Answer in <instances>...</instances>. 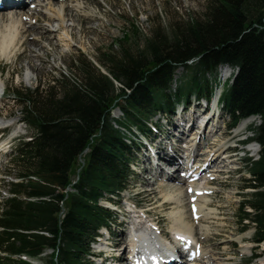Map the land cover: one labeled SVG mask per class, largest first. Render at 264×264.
I'll return each mask as SVG.
<instances>
[{"label":"trees","instance_id":"obj_1","mask_svg":"<svg viewBox=\"0 0 264 264\" xmlns=\"http://www.w3.org/2000/svg\"><path fill=\"white\" fill-rule=\"evenodd\" d=\"M97 62L106 73L77 56L69 63L75 79L60 74L32 90H13L31 137L13 152L20 181L10 184L11 198L0 209V264H31L13 256L38 259L47 250V264H94L91 246L112 221L100 203L126 192L135 141L151 137L157 114L185 108L191 98L208 102L225 66L233 73L219 106L231 128L251 117L260 121L249 128L259 157L245 158L247 186L256 191L238 217L242 229L245 220L253 226V242L264 243V0H207L201 16L166 31L155 26L142 47L123 45ZM179 69L185 76L176 84Z\"/></svg>","mask_w":264,"mask_h":264},{"label":"rangeland","instance_id":"obj_2","mask_svg":"<svg viewBox=\"0 0 264 264\" xmlns=\"http://www.w3.org/2000/svg\"><path fill=\"white\" fill-rule=\"evenodd\" d=\"M55 1H65L64 4L68 7L76 0ZM206 1L207 0H83V12L89 15V20L80 16L76 17L79 24L75 22L77 29L71 32L73 39L68 41L67 44L69 47L64 48L63 43H59L55 40L54 36L56 35H50L42 40V50L40 52H38V49L35 47H19L8 62L0 60V80L5 84V87L3 85L4 91L3 89L0 91V121L12 123V127L4 131L5 140L9 142L0 144V209L5 200L11 198V194L8 191L10 184L20 181L17 176L18 165L14 162L13 152L20 142L29 141L31 137L30 129L21 120L20 107L15 100H13V90H32L40 83H48L52 78L59 79L60 74L65 75L69 79H75L69 69V63L72 58L77 56L85 57L87 60L93 62L101 72L106 73L104 68L97 62V58L101 56V54L111 50L118 55L120 53V47L123 45L126 47L129 46L132 49L136 45L142 47L145 40L150 37L155 26L166 31L170 24H185L186 21H190V18H196L203 14ZM59 4L57 3L56 5ZM28 9L31 8L28 7L22 11L28 12L30 11ZM4 13L0 14L2 15ZM42 26H47L44 21L42 22ZM79 29H81L82 33L78 34L77 32H79ZM120 41L121 45L119 44ZM29 49L30 52L26 51ZM31 52L34 53L31 54ZM29 64L35 66L36 70H31ZM219 71L220 70H218L217 76L213 79L215 88L214 94H216L215 97L223 92L227 82L232 77V75L230 76V72L224 76L222 73L220 74ZM183 76H185L184 70H177L175 75V79L177 80L176 84H179L178 82ZM27 77L29 80L26 79ZM204 104V101L198 102L196 99L191 98L188 106H185V108L183 107L185 111L181 110V107H178L171 113L157 114L151 121L155 127L151 138L158 136V134H165L164 138H166L168 133L167 129L172 128L170 121L175 122V117L181 113L189 114L193 111H198L199 117L204 115L214 117L220 116L221 119L218 118V124L220 121L224 122L223 127L225 130L223 133L224 137H226L225 142H227L225 152L222 153L223 155L227 154V156L230 157L229 161L232 163L228 166V169H222L225 172L221 173V175L214 181H211L208 186L209 191L211 187V190H214L210 191L208 205L215 214V218L209 220L207 223H203L209 233V235H207L208 239L204 240L200 238L202 233L199 230V227L195 228L194 235L202 247L207 250V260L209 258H215L217 259L218 264H264V255H262L264 252V243L259 246L255 245L252 240L254 234L253 226L248 220H245L243 223L247 228L242 229L239 225L240 218L238 217V208L241 203L250 199L252 194L256 191L247 186L248 179L251 177L247 169L245 158L250 157L253 160H257L259 146L257 144L253 145L257 148V153L243 155L242 151H240L241 149H245L243 146L239 145V150L234 148L235 145L232 137H234L235 133L234 128H231L232 118L225 113L220 106L213 108L212 103V105L206 109ZM112 117L115 120L120 121V111L115 109L112 113ZM182 121L181 124H183ZM259 124L260 121L254 118L253 123L249 126H258ZM171 131H173V128ZM134 132L136 131L134 130ZM170 133L171 135H169ZM170 133L168 134L169 138H167L169 141L173 140L171 142L172 146H170L173 149L174 140L177 142L176 139L179 138V136L175 131ZM173 133L177 135H174ZM125 134L129 137L127 132H125ZM248 135L251 136V133ZM12 136L13 139L9 140ZM143 142V139L135 141V146L137 145V147L132 158L133 166L130 169L132 170V174L129 178V186L126 192L122 194V196L114 198V202H112L118 204L119 207L118 211L112 210L110 231L119 232V235L122 233L125 234V238L121 242L122 244L127 242L131 227L135 223V219L132 218L133 215L131 216L126 212V210L130 209L132 206H136L137 211L140 209L143 211H149L150 216L142 210L140 213L142 212L143 215H141L145 217L146 221H152L155 224H158L159 230L161 224V228L164 230H162L164 236H166V232L168 235L166 237L170 239L172 236L170 230L172 221L170 220L169 215L174 210V207L170 204H164L162 200V195L170 189L160 186L162 180L155 182L156 177L154 174L146 170L148 159L146 160L147 162L143 161L145 155L150 153L148 145L151 146V149L154 151L156 147L162 151L164 149L166 152L169 151L161 142H158L157 144L156 142H152V144H149L148 141H145V143ZM185 142L188 144L189 139L182 140L179 145L185 147L187 146ZM180 148H182V151H186V148ZM206 148L207 146H204L203 144L200 148L201 150L196 153L197 158L190 160L188 166L192 165L193 167L196 162H199V160H201L199 158H201V155ZM85 151L86 152H83L81 156L78 157L75 167L72 170L73 181L76 179L77 174L85 164V155L88 150L86 149ZM179 156H181V154ZM182 156L185 162H187L185 159V152ZM158 162L161 163L160 165L164 168L163 170L165 173L167 171V173L175 175L174 171H169V167L171 168L172 164L167 166L161 160H157V163ZM217 165H219L218 168H220V170L224 166L223 162L222 164L219 163ZM214 170L216 169L214 168ZM211 171L212 170L202 173V176L206 178L211 174ZM179 176L181 177V175L176 173V178L173 177V179H177ZM173 182L175 181L173 180L169 182V184H172ZM150 184H152V186H150ZM149 190H152L153 194L148 195L147 193H144ZM193 201V199L188 201V199L185 198L182 209L187 213L191 210L193 213L194 208H188L189 203L191 204ZM100 204L103 207H108L107 201H101ZM245 208L246 212L253 215V211L250 207ZM153 219L155 221H153ZM123 220L126 222H122ZM122 223L127 226L124 227ZM129 223L132 224V226L129 225ZM140 223H142V221ZM119 224H122L123 226ZM119 235H114L116 238H112L108 241L111 245L106 243L108 245L106 248L107 250L99 249L101 242L91 246V252L94 255L92 257L94 264L121 263L117 261L116 257L119 252L115 253L112 249L110 250V248L120 240ZM105 238H107V235L106 232L103 231L101 241L103 242ZM121 243L118 244L120 245ZM119 248H121V246ZM119 248L115 247L116 251ZM99 251H104V254ZM128 252H130V250L126 251L124 254L126 258L122 256V262H126V260L129 259ZM48 254L49 252H46L38 259H23L31 264H47L46 260L49 256ZM15 257H13V260H19ZM254 257L255 259H252ZM210 264H213V262Z\"/></svg>","mask_w":264,"mask_h":264},{"label":"bare ground","instance_id":"obj_3","mask_svg":"<svg viewBox=\"0 0 264 264\" xmlns=\"http://www.w3.org/2000/svg\"><path fill=\"white\" fill-rule=\"evenodd\" d=\"M82 1L83 0H76L72 5L66 7L64 4L65 1L0 0V13L5 12L2 15L0 14V60L8 62L19 47H35L38 49V52H40L42 50V40L50 35H56L54 36L55 40L59 43H63L64 48L69 47L67 43L69 40L73 39L71 32L77 29L75 22L79 24L76 17L89 18V15L83 12ZM57 3L60 4L56 5ZM28 7L31 8L28 9L30 11H24L26 12L24 13L22 10ZM43 21L47 25V28L42 26ZM77 33H82L81 29H79ZM26 51L30 52V49ZM32 53L34 52H31V54ZM29 67L31 70H36L35 66L31 64H29ZM219 72L225 76L228 73V69L222 68ZM26 79L29 80L28 77ZM3 85L5 87V84L0 80V91H2V89L4 91ZM198 113V111H193L189 114L181 113L175 117V122L170 121L173 131L178 133L179 136V138L176 139L177 142L174 140V148L172 149L170 147L172 146L171 142L173 140L169 141L168 139V134L173 131H171L172 128H168L166 138H164L165 134H158L153 142H156V144L161 142L163 146L167 147L169 152H166L165 149L162 151L156 146L154 151L151 149L152 147L148 145L150 153L146 154L143 160L146 161L148 159L146 170L154 174L156 177L155 182L162 180L160 186L170 189L162 195V200L164 204L172 205L175 210L169 215L172 221L170 227L172 236L170 239L166 237L168 236L167 232L166 236H164V230L161 228V224L159 230L158 224L152 221H146L145 217L142 216V212L140 213L142 209L134 212L129 211L128 214L131 216L133 215L132 218L135 219L133 229L136 230L134 233L130 230L127 242L121 243L125 238V234L122 233L119 235V232H109L111 239L116 238L114 235H119L120 240L117 241L110 250L112 249L115 253L119 252L116 257L117 261L121 262L120 264H210L211 262H213V264H218L215 258H209L207 260L206 256L208 252L196 239L194 231L196 227H199L202 233L200 238L204 240L208 239L207 235H209V233L203 223H207L209 220L215 218L214 212L208 205L210 191L214 190H211V187L209 191L208 186L211 181H214L221 173H224L225 171L222 169H228V166L232 162L229 161L230 157L227 156V154L223 155L225 152L223 150H225L227 142H225L226 137H224L223 133L225 130L223 127L224 122L220 121L218 124V118H220V116L214 117L204 115L199 117ZM181 121L183 124H181ZM253 121L254 118L243 121L234 129V133L236 134L242 127L252 124ZM9 124L11 125L12 123L0 121V127L10 126ZM169 135H171V133ZM187 136L190 137L188 138ZM185 139H189L188 144L185 142L187 146L184 147L179 145V143ZM149 144L152 143L149 142ZM203 144L207 146V148L201 155V158H199L201 160L196 162L193 167L192 165L188 166L190 160L197 158L196 153L201 150L200 148ZM178 146L184 149L186 148V151H182V148ZM254 151L256 150L254 149ZM184 152L186 156L185 159L187 160L185 163L182 156ZM180 154L181 156H179ZM157 160H161L167 166L169 164L175 165V168L169 167V171H174L175 175L178 173L181 177L179 176L177 179H173L175 175L169 174L167 171L165 173L163 170L164 168L160 165L161 163H157ZM222 162L224 166L220 170L217 164H222ZM214 168L216 170H214ZM209 170H212L210 172L211 174L206 178L203 177L202 173ZM173 180L175 182L169 184V182ZM150 186H152V184H150ZM144 193L151 195L153 191L149 190ZM185 198L188 199V201H190V199L194 200L193 203H189L188 205L189 209L194 208L193 213L191 210L187 213L182 209ZM143 212L148 213V216H150L149 211ZM141 221L142 223H140ZM153 221L155 220L153 219ZM122 222L125 223L126 221L123 220ZM124 223H122L124 227L127 226ZM129 225L132 226L130 223ZM181 237H183V240L180 239ZM106 243L111 245L105 238L99 246V249L107 250L106 248L108 245ZM118 243L121 244L119 245ZM120 246L121 248H119ZM115 247L119 249L116 251ZM128 250H130V252H128L129 259H127L126 262H122L121 258L122 256L126 258L124 254Z\"/></svg>","mask_w":264,"mask_h":264},{"label":"snow or ice","instance_id":"obj_4","mask_svg":"<svg viewBox=\"0 0 264 264\" xmlns=\"http://www.w3.org/2000/svg\"><path fill=\"white\" fill-rule=\"evenodd\" d=\"M180 239L183 240V237H181Z\"/></svg>","mask_w":264,"mask_h":264},{"label":"water","instance_id":"obj_5","mask_svg":"<svg viewBox=\"0 0 264 264\" xmlns=\"http://www.w3.org/2000/svg\"><path fill=\"white\" fill-rule=\"evenodd\" d=\"M84 152H86V151H84ZM80 157V156H79Z\"/></svg>","mask_w":264,"mask_h":264}]
</instances>
